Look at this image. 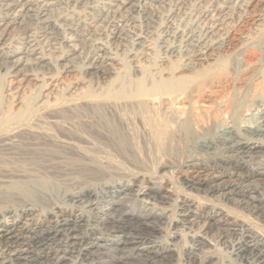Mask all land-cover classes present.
<instances>
[{
  "label": "bare ground",
  "instance_id": "bare-ground-1",
  "mask_svg": "<svg viewBox=\"0 0 264 264\" xmlns=\"http://www.w3.org/2000/svg\"><path fill=\"white\" fill-rule=\"evenodd\" d=\"M89 1L111 14L118 41L139 5L152 34L163 2ZM194 1L185 29L163 26V57L137 34L125 61L86 15L53 17L63 0H0V50L15 32L24 40L0 54L10 95L0 94V264H167L169 250L136 246L161 220L168 238L220 242L238 264H264V0ZM36 27L62 35L60 74L30 43ZM254 115L259 123L240 127ZM175 171L180 193L165 176ZM126 202L148 211L133 216ZM110 232L117 238L103 250L96 234ZM189 253V264L213 258Z\"/></svg>",
  "mask_w": 264,
  "mask_h": 264
},
{
  "label": "rangeland",
  "instance_id": "rangeland-1",
  "mask_svg": "<svg viewBox=\"0 0 264 264\" xmlns=\"http://www.w3.org/2000/svg\"><path fill=\"white\" fill-rule=\"evenodd\" d=\"M96 1H105V0H96ZM38 2H39V0H37V3ZM185 2H183V3H185V5H184L183 3L180 4L178 2V0H163V2L160 5L155 7V9L157 10L158 17L155 18V20H156L155 22H153V21L151 22L150 21V24L152 25V27H154V28H151L149 30V31H152V34H149V32L145 29L147 27V22H149V20L146 19L145 18L146 15L144 13H142L143 6L139 5V11L138 12L133 13L132 15L128 16V18H127L128 20L126 19L125 21L121 22V24H122L121 28L124 29V34L122 35L124 39L119 40V41L116 39V37L114 35H112L113 34V27H112V22L109 19L111 14L108 13L107 14L108 17H104L103 15L101 16V11H99L97 9V7L93 6L94 4L91 3V1H89V0L88 1H82L81 3H77V4L70 3L67 0H63V2L60 3L62 7L60 5H58L55 8L57 10H55V9L53 10L52 16L53 17H62V16H66L67 15L68 17H70V15H72V13L80 14V15L81 14L86 15L87 16V19H86L87 21L86 22L88 24L90 23V24H94V26H99L98 27V33L100 35H98L99 37L97 36L99 38V40H101V42H103V44L108 48V50L110 52L114 53L116 56L118 55L117 56L118 58H120L122 60H125V61H129V56L127 55L129 52L134 51V50H139V48H140V46L135 43L136 42V40L134 39L135 36L137 34L145 36V34H146V35L150 36V38L149 37L148 38L153 42V50H155L153 58L159 59L160 57H163L165 55L164 54V50L165 49L163 47H161V43H160V37H161L160 35L162 33L161 30L163 29V26H166V25L170 24L173 27H178L179 29H185L187 24H190V22H191L189 20L191 18H188V17L196 9V5H194L196 3H195L194 0H192V1L191 0H185ZM60 9L62 10V12H61ZM86 10L89 11V12L87 13ZM99 17L103 19L101 22H100V20H98ZM179 18H180V21H179ZM106 19H107V21H105ZM90 20H92V21H90ZM184 22H186V23H184ZM65 27H66V25H62L61 26V28H62L61 34L63 35L64 32H65V37H70V35L73 36L74 33L70 29H68L67 27L65 28ZM86 27H87V25L85 26L84 31L86 30ZM80 29L81 28H79L77 30L78 33H80V31H81ZM101 31H102V33H101ZM16 33L17 32L14 33V37L12 38V40L7 41L3 45V47L0 50V54H4V52H9L16 46H22V43H23L22 41H24V40L21 38V35L19 33L18 34H16ZM33 33H34V35L32 36V40H31L30 43L35 44L34 46H36L38 52H40L42 55H44L46 58H48L53 65L56 64V65H54V66H56V71L55 72L60 74L61 67H60V63L58 62V61H60L58 58L61 57L63 54H65L67 52V48H66L65 43L60 39L62 37V35L59 36V39L57 38V39L53 40V39H50L48 37V35L46 36V34H44L43 31H41L37 27L33 30ZM43 36L45 38H47V39H45ZM130 38H131V40H130ZM170 43L174 44V41L172 42V40H171ZM87 48H85L83 50V54L82 55L85 56V58H87V60H88L90 58V56H91L92 50H89V48L88 49ZM181 50H187V49H184V47H183ZM262 50H264V49H262ZM57 56H58V58H57ZM128 63L130 64V62H128ZM78 69L80 71L78 70L77 75L79 77H82V76L84 77V75L81 72V68H78ZM261 69H262V71H264V60L262 61ZM4 71L5 70L1 67L0 68V94L2 96H4V98L9 99L10 95L8 94L9 91L7 90L8 84H9L8 83L9 77H8L7 72H4ZM262 76H263V72H262ZM31 90H33L32 91L33 94L36 95L35 93H37V90L33 89V88ZM256 117L257 116L254 115L253 117L250 116V118H249V116H247V117H245L246 119L244 118V120H243V118L240 119L239 120L240 127L243 128V127H250V126L253 127V126H255L254 124L259 123L260 120H261L260 118H256ZM252 119H254V120H252ZM241 121H243L244 123L241 122ZM151 166L152 167H151L150 171L153 174H156V171H158V168L156 167V165H151ZM171 173L172 172H169L167 174L165 173V176L170 181H172L173 183L175 182L174 183L175 187H176V189H178V192L180 193L179 187H178V184H177V180L179 179L180 175H179V173L177 171L173 172L172 174ZM176 174H177V176H176ZM176 177H178V178H176ZM178 196L181 197L180 194ZM208 198L210 200L209 202H211V203H215L218 200L217 194H215V195H213L211 197H208ZM126 207H127V211L131 212L133 214V216L137 215V217H138V215L144 214V213H146L148 211L147 210L148 208H145V207L143 208L140 203L126 202ZM169 207H170V209H172L170 212L174 211L173 205H170ZM154 211L156 213H160V210H153L152 212H154ZM231 211L236 212L238 215H242V212H239V210L234 209V207L232 208ZM257 222L259 223L260 221H257ZM172 224L173 225H171V227L169 228V231H174V230L177 229V227L179 228V225H176L174 223H172ZM260 224L262 226L261 229L264 231V220H263V223L261 221ZM157 225H158L157 228L159 227V232L156 233L155 236L150 237L149 241H146L145 243H137L136 246L139 249L152 248V249H155V250H158V249H163V250H166V251L169 250L171 252V254L173 255V257L171 259H169V262L167 264H189V261L184 259L185 256H186V253L190 252L189 253L190 256H197V255L199 256L204 251H209V252H211L213 254V258L207 264H232L234 262L237 263V264L239 263L238 259L234 255H232V254L229 255L228 254V251H229L228 249L229 248L226 247L224 244H221L220 242L216 245V247H214L211 244H209L205 239H201L200 240L201 242L200 241L198 242V240L194 242V240H191L189 236H185V237H180L179 236L178 237L179 239L178 238L177 239H172L171 237L168 238V236L166 234L167 231H166V228H165L166 223H164V220L163 221L161 220V222L159 224H157ZM96 237L97 238L95 239L96 240L95 242H97L98 245L103 250H107L111 246L112 240L117 238V233H112V232H110V233H101V234H96ZM185 239H186L188 244H186L183 247H181L182 244H183V241ZM189 244H194V246H195V248L191 249L192 251L191 250L186 251L187 250V245H189ZM184 251L186 252L185 254H184ZM229 256H231L233 258V260H232L233 262H231V260H229V259H232L231 257L229 258ZM225 258H228V259H225ZM234 258H235V260H234ZM100 262L101 261H97V260H88L87 263L88 264H102ZM194 264H198V263L195 262Z\"/></svg>",
  "mask_w": 264,
  "mask_h": 264
}]
</instances>
